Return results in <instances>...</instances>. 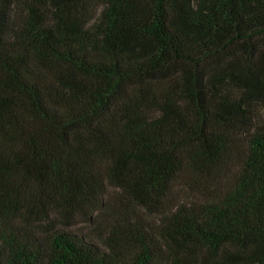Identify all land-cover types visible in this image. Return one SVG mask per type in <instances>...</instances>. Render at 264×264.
Returning <instances> with one entry per match:
<instances>
[{
    "label": "trees",
    "instance_id": "trees-1",
    "mask_svg": "<svg viewBox=\"0 0 264 264\" xmlns=\"http://www.w3.org/2000/svg\"><path fill=\"white\" fill-rule=\"evenodd\" d=\"M0 264H264V0H0Z\"/></svg>",
    "mask_w": 264,
    "mask_h": 264
},
{
    "label": "rangeland",
    "instance_id": "rangeland-1",
    "mask_svg": "<svg viewBox=\"0 0 264 264\" xmlns=\"http://www.w3.org/2000/svg\"><path fill=\"white\" fill-rule=\"evenodd\" d=\"M82 230H86V226L81 225Z\"/></svg>",
    "mask_w": 264,
    "mask_h": 264
}]
</instances>
